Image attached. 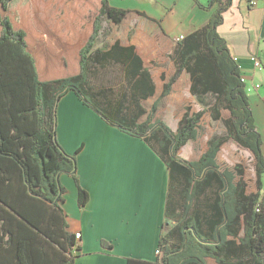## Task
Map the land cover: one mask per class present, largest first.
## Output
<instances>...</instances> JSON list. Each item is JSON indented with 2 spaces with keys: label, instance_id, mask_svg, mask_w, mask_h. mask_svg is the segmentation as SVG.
<instances>
[{
  "label": "trees",
  "instance_id": "16d2710c",
  "mask_svg": "<svg viewBox=\"0 0 264 264\" xmlns=\"http://www.w3.org/2000/svg\"><path fill=\"white\" fill-rule=\"evenodd\" d=\"M110 0H0V264H73L78 240L66 231L60 180L69 174L79 209L89 195L77 184L75 154L56 139L58 102L72 91L107 125L141 138L167 167L168 193L155 264H264V154L241 72L216 33L231 0H210L208 23L174 43L175 73L149 113L150 73L134 47L105 43L103 26L127 13ZM190 80L199 111L183 109L172 132L155 119L179 75ZM229 117L221 118V111ZM208 114L224 134L206 142L198 161L179 151L198 138ZM146 116L145 120L141 121ZM228 141L254 159L255 192L243 167L215 161ZM101 248L109 249L102 241ZM131 264L132 261L127 260Z\"/></svg>",
  "mask_w": 264,
  "mask_h": 264
},
{
  "label": "crops",
  "instance_id": "0c3cea01",
  "mask_svg": "<svg viewBox=\"0 0 264 264\" xmlns=\"http://www.w3.org/2000/svg\"><path fill=\"white\" fill-rule=\"evenodd\" d=\"M209 1L197 0L201 6H206ZM109 7L127 15L119 26L106 23L112 28L113 41L105 43L111 45L118 41L121 47H134L155 87L154 96L141 103L149 113L151 105L175 73L169 60L174 43L180 36L186 37L202 29L212 11L200 9L193 0H110ZM222 19L216 33L226 41L244 79L245 94L264 154V0H231ZM254 59L259 60L260 69L254 68ZM179 90L180 95L177 94ZM189 91L190 80L183 73L169 94L162 98L164 109L156 112L155 119H161L172 132L176 131L177 122L183 116V112L173 106H179L178 103L181 106L183 100H192ZM177 95L179 97L172 100ZM145 104H150L149 108ZM57 113L56 139L70 155L79 150L76 155L77 184L89 195L86 206L79 209L73 179L69 174L61 177L60 182L66 190L62 204L66 231L71 235L80 234L79 250L74 254L73 264H128L129 259L131 264H155L159 260L157 245L168 193L167 167L141 138L107 125L72 91L58 102ZM228 117L227 111H221L222 119ZM211 137L212 133L199 148L195 146L197 138L188 142L178 156L183 161H198L206 152V142ZM237 149L234 142H225L216 154V164L220 168L227 167L218 163L220 155H227L228 159ZM262 180L264 183V174ZM245 184L246 194L255 192V187L248 192ZM102 241L111 247L101 248ZM215 263L208 258L204 262Z\"/></svg>",
  "mask_w": 264,
  "mask_h": 264
},
{
  "label": "rangeland",
  "instance_id": "374dc122",
  "mask_svg": "<svg viewBox=\"0 0 264 264\" xmlns=\"http://www.w3.org/2000/svg\"><path fill=\"white\" fill-rule=\"evenodd\" d=\"M109 26L110 25H106V23L103 26L104 35L101 38L102 39L104 38L105 42L113 41V36H111V33H110L112 28ZM180 93H181V91L179 90L177 92V94L180 95ZM178 95L173 96L172 100H174V98H176V97H179ZM164 101L165 100H162L157 111H160L162 108L164 109V107H165ZM182 103L183 104L181 106L178 103L179 106H173V108L177 109L178 111L181 110L183 113H184L183 109L185 108V106H187L190 109V112H196L199 110V105L194 100V98L192 100L191 99L185 100V101L183 100ZM145 106L149 108L150 104H145ZM169 125H171V124H169ZM198 133H199V135L197 138V144L195 143L196 148H199V146L205 142V139L211 133L213 136L224 134V129L221 126L220 122L212 123V120H210L208 118V114H206V116H204L202 121L200 122V129H199ZM218 163L220 165H227V167H232L233 165H235L237 163L242 164V167L244 169L243 170V178L248 185L247 191L249 192L252 189L254 190V186H255L254 172H253L254 160H253L251 153H249L247 151H243V149L239 148L236 150V152L234 154L229 156L228 159H227V155H223V154L220 155V157L218 159Z\"/></svg>",
  "mask_w": 264,
  "mask_h": 264
},
{
  "label": "built area",
  "instance_id": "2783aa9c",
  "mask_svg": "<svg viewBox=\"0 0 264 264\" xmlns=\"http://www.w3.org/2000/svg\"><path fill=\"white\" fill-rule=\"evenodd\" d=\"M182 38H183V37L180 36V37L177 39V41H178V40H181ZM253 66H254V68H256V69H260V68H261V64H260L259 60L254 59V61H253ZM241 81L244 82V79H243L242 77H241ZM255 88H259V85H255ZM74 237H75L76 240H79V238H80V234H79V233H76V234L74 235ZM157 254H158V251H157Z\"/></svg>",
  "mask_w": 264,
  "mask_h": 264
}]
</instances>
